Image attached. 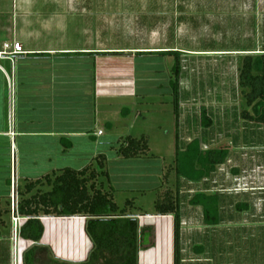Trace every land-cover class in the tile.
Listing matches in <instances>:
<instances>
[{"label": "crops", "instance_id": "1", "mask_svg": "<svg viewBox=\"0 0 264 264\" xmlns=\"http://www.w3.org/2000/svg\"><path fill=\"white\" fill-rule=\"evenodd\" d=\"M223 24L229 32L232 27V34L235 25L242 24L244 39L250 45L192 47L198 31L213 35V26ZM253 24L254 30L264 25L263 0H0V264H13V175L19 193L29 181L65 167L83 170L108 153L109 146L115 151V143L131 136L128 133L133 129L128 125L129 130L121 132L117 130L119 123L139 119L143 116L142 105H148V94L139 87L138 72H171L173 53L179 55L182 66L181 148L194 139L200 140L203 149L230 148L229 159L223 164L228 168L226 194L201 185V189H190L192 195H184V181L197 186L209 176L199 182H180L181 264H234L230 259L234 242L229 237L225 242L219 234L225 229L232 232L230 225L238 221L244 225L250 222L246 213L255 193L237 191L236 186L259 185L260 194L264 192V157L251 164L254 155L251 158L244 145L247 132L255 129H248L247 120L236 118V114L221 111L211 119L213 126L224 121L226 130L219 126L217 136L200 133L201 107L207 108L208 115L214 108L212 102H196L197 83H185L183 77L188 71L209 65L207 58L215 55L235 58L264 53V45L251 42ZM7 44L10 48L5 47ZM163 78L168 79L167 74ZM167 92L172 95L171 86ZM101 130L103 134L99 135ZM258 130L262 131L260 127ZM215 137L224 138L225 143L214 145L212 142L218 139ZM242 138L246 144H242ZM71 159L78 162L76 166L70 164ZM114 160L126 159L118 154L109 158L110 182L103 176L99 179L119 205L118 195L125 190L134 192L136 182H128V178L122 182V173L112 171ZM146 174L138 173L140 178L132 179L148 181L142 179ZM158 178L153 175L149 190L142 186L144 194L155 189ZM165 182V186H173L169 177ZM123 183L128 185L126 189ZM160 188L163 190V185ZM197 193L220 195V224H206L203 208L190 203ZM261 208L253 214L255 224L258 216H264ZM128 214L137 218L140 228L147 232L138 264H175L174 217L157 215L155 208L140 207L128 210ZM41 221L44 232L39 242L20 234L23 264L32 247L37 250L32 264H79L90 260L94 243L87 233V217H42ZM94 264H117V259L104 253Z\"/></svg>", "mask_w": 264, "mask_h": 264}, {"label": "trees", "instance_id": "2", "mask_svg": "<svg viewBox=\"0 0 264 264\" xmlns=\"http://www.w3.org/2000/svg\"><path fill=\"white\" fill-rule=\"evenodd\" d=\"M175 55V64L170 72L175 124L176 151L175 172L176 192L167 188L160 192L156 202L157 215H172L175 219V264H181V203L179 188L182 179L199 182L227 163L230 148L223 146L215 149H203L199 139L192 140L184 149L181 141V79L180 57ZM239 85L249 107L260 105L264 101V53L244 55L239 67ZM245 120L264 125V107L256 114L249 110L241 112ZM202 126L212 124L207 108L201 107ZM117 154L123 159L138 158L147 154L149 144L145 137L125 136L119 140ZM106 177L110 182L108 162L105 155L98 157L97 165L83 170L70 167L61 168L36 181H29L24 189L19 188L21 199L19 211L27 217L21 229V235L34 242L43 236L42 217L85 216L87 233L94 243V249L87 263L94 264L104 253L117 259V264H138L140 247L146 242L147 232L141 229L137 218L127 217L132 202L127 201L120 207L111 192L106 191L99 178ZM47 188V189H45ZM193 205L203 208L204 221L208 225L221 223L222 199L219 194L197 193L190 200ZM151 231V230H150ZM150 246L153 245L151 241ZM36 248L32 247L24 256L25 264H32ZM65 264V263H63ZM67 264V263H66Z\"/></svg>", "mask_w": 264, "mask_h": 264}, {"label": "rangeland", "instance_id": "3", "mask_svg": "<svg viewBox=\"0 0 264 264\" xmlns=\"http://www.w3.org/2000/svg\"><path fill=\"white\" fill-rule=\"evenodd\" d=\"M264 1V0H263ZM260 17V15H258ZM236 31L232 34V30L230 27V32L227 30V25H215L213 31L215 34H209L204 30L198 31V39L194 41V45L192 47L198 48H243L244 46L250 45L248 40L244 39V26L242 24L235 25ZM264 25H258L257 30L255 29V25L253 24V31H251L253 39L251 42L253 44H262L264 45ZM196 35V36H197ZM258 40V42H257ZM192 43V42H190ZM196 44V45H195ZM191 46V45H190ZM243 56H235V58L225 55H215L211 58H207L209 65L204 66L202 69H195L194 71H188L185 73L183 80L185 83H197V95H194L196 98V102H212L211 108L216 109V107H220V109L214 110L213 114L209 117H214L218 112L223 111L224 113H228V115L236 114V118L241 116V112L244 110H249L252 114H256L258 112V108L264 107V101L259 102L260 105H256L255 107H249L246 102V98L242 93V89L239 85V67L241 65ZM230 59V61H229ZM206 61V58H205ZM229 62V63H228ZM210 63H213L212 67ZM207 64V63H206ZM219 66L220 69L218 71L214 69L216 66ZM223 67V68H222ZM213 68V69H212ZM225 68V69H224ZM229 70H228V69ZM169 73V74H168ZM167 74L168 79L163 78L164 75ZM170 72H160V73H152L147 75L144 71L138 72L139 79V87L141 91L148 94L149 98L146 101L147 104L142 105V113L139 119L134 121L133 118H129L130 120H124L120 122L119 131H126L128 125H132L133 129L130 134L133 138H142L145 137L149 144V150L146 155H143L138 158L126 159L121 162L111 161V164H114L115 167H111L112 171L115 173H122L119 175L122 182H136L135 183V191H121V194L118 195V203L121 206H125L127 201L132 202V207L128 208V210L137 209L138 207L143 208L145 210H152L155 208L156 210V202L160 195L162 189L160 186L163 185L164 189L170 188L173 192H176V184L177 177L175 168V151H176V124H175V113H174V105H173V97L172 95H168V88H170ZM161 78V79H159ZM203 87L201 86L202 81ZM172 91V89H171ZM162 101L164 103H162ZM166 102V103H165ZM148 109H145V107ZM241 121V118H240ZM242 121H244L242 119ZM224 121L220 120L219 126L223 131H225ZM130 123V124H129ZM216 123V122H214ZM247 128H253L255 130L247 132L249 134L245 140H247V145L245 150L249 153L250 157L254 158L250 161L251 164H256L260 162L258 158L264 157V125L258 123H250L249 120L246 121ZM218 125H209L202 126V132L205 135H215L219 134ZM259 127L262 131H259ZM106 133L109 132L108 128H105ZM129 136V135H127ZM125 137V136H123ZM122 138V137H121ZM216 142H212L214 145H222L224 144V138L215 137ZM244 139L242 138V144H246ZM120 142L115 143V151L110 149L109 146L108 153L104 152L107 157L108 162V171H109V158H113L116 156V148H119ZM108 155V156H107ZM143 160L135 161L134 159ZM264 160V159H263ZM77 161H73L71 159L70 164L76 166ZM144 164V165H143ZM97 165V161L94 164ZM142 168V169H138ZM146 169V175L142 179L144 180H133L132 177L136 176L138 173L145 172L142 171ZM227 164L221 165L217 168V170L212 173L209 178L200 185H193L190 182L184 181V186L182 190L184 191V195H192L190 189H201L202 186L208 185L211 188L212 192H219L226 194L228 180H227ZM141 171V172H140ZM164 172V173H163ZM137 173V174H136ZM124 174V175H123ZM156 175L159 178L155 183V189L148 191L144 194V188H150L152 184L151 181L153 179V175ZM171 179L173 181L172 187L165 186L166 179ZM104 181H108L103 178ZM186 180V179H184ZM100 182V179L98 180ZM188 181V180H187ZM123 183V187L126 189L127 184ZM125 184V185H124ZM165 184V185H164ZM259 185L254 184H237V191H241L242 189L248 190V193H255L254 203H249L250 209L247 211L246 215L250 219V222L247 224L233 223L230 226L233 227L231 229L232 232H226V229L223 232H220L219 236L223 237V240L226 242L228 237L234 242L233 249L230 253L231 260H233L234 264H264V216L258 219V224L253 223L254 212L258 211V208L262 206L261 209H264V192L260 194V190L257 188ZM256 188V190H249L250 188ZM152 188V187H151ZM143 190L142 192L139 190ZM163 189V190H164ZM186 193V194H185ZM262 196L263 202L260 201V197ZM183 197V196H182ZM185 200V197L183 198ZM187 201V196L186 200ZM238 201V199H237ZM227 203H225L226 205ZM151 208V209H148ZM245 214L243 213V216ZM238 220V219H237ZM252 220V221H251ZM228 225H225L227 228ZM224 229V227H222ZM222 241V240H221ZM227 255V254H226Z\"/></svg>", "mask_w": 264, "mask_h": 264}, {"label": "built area", "instance_id": "4", "mask_svg": "<svg viewBox=\"0 0 264 264\" xmlns=\"http://www.w3.org/2000/svg\"><path fill=\"white\" fill-rule=\"evenodd\" d=\"M6 48H10V45H5ZM3 55V53H1ZM99 135L103 134V131L98 132ZM17 178L15 175L12 177V194H11V213H12V225L14 235V253H13V264H23L22 252L20 248V234L23 224L28 220L20 214L19 211V193L17 190ZM185 224V223H184Z\"/></svg>", "mask_w": 264, "mask_h": 264}]
</instances>
